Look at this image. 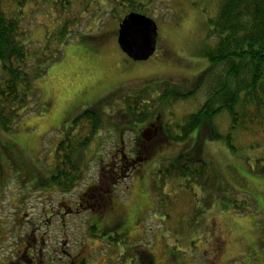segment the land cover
<instances>
[{
	"label": "rangeland",
	"instance_id": "rangeland-1",
	"mask_svg": "<svg viewBox=\"0 0 264 264\" xmlns=\"http://www.w3.org/2000/svg\"><path fill=\"white\" fill-rule=\"evenodd\" d=\"M55 1L33 0L24 8L25 44L35 60L45 61L37 64L31 58L43 107L26 114L10 132L0 128V264L18 259L23 264L25 251L37 264H42V252L43 264H79L82 258L91 260L87 264L116 263L120 251L107 241L115 232L139 241L129 256L143 248L157 264H264V175L254 172L264 166L261 131L240 133L236 153L225 142L211 140L207 130L200 141L207 171L202 184L186 186L184 179L162 172L180 155L195 160L192 164L198 161L194 146L201 128L179 142L148 145L149 157L136 160L129 174L121 171L118 177L109 171L112 159L122 158L125 165L133 159L142 133L156 140L145 130L154 111L162 113L160 122H180L205 103L196 81L208 63L197 53L220 0H141L140 14L158 25L156 53L144 62L130 59L118 44L119 25L129 11L125 0L88 1L87 7L76 0L64 14ZM66 20L69 33L63 34ZM159 84L162 91L165 86L181 89L183 99L153 106L147 120L128 129L125 97ZM86 110L102 113L103 125L74 157L83 178L64 195L43 181L59 161L58 144ZM222 117L217 125L225 133ZM115 126L122 130L117 144ZM99 183L103 206L78 209L83 194ZM94 225L97 237L90 232Z\"/></svg>",
	"mask_w": 264,
	"mask_h": 264
},
{
	"label": "trees",
	"instance_id": "trees-1",
	"mask_svg": "<svg viewBox=\"0 0 264 264\" xmlns=\"http://www.w3.org/2000/svg\"><path fill=\"white\" fill-rule=\"evenodd\" d=\"M31 1L33 0H0V128L4 132L16 129L19 121L26 114L41 112L43 107L38 100V91L34 87L35 80L31 75L32 59L35 58L30 54L31 50L25 44L22 32L24 8ZM74 1L76 0H56L55 5L59 7V12L64 14L72 9ZM88 1L97 0H78L86 7ZM141 2V0H125L126 9H129L125 15L140 14L145 7ZM69 23L70 21L66 20L63 34L69 33L66 28ZM210 25L206 43L197 53L198 57L208 63L207 67L197 75L196 81L202 86L203 89H200L205 94L203 106L198 112L184 117L180 122L168 123L159 121V116H162L159 111L151 114L152 108L164 102L173 105L183 99L185 92L181 89L180 91L175 87L165 86L162 91L160 83L156 90H143L139 91L137 96L125 97L122 114L131 120L127 128L130 129L131 125L138 123L142 124L151 114L152 119L154 118L153 122L148 121L145 130L151 133L149 134L153 139L156 136V140L151 141L145 137V133H142L138 136L139 145L136 148L137 152L133 151V159L127 165L121 162L122 158L112 159L115 165H110L112 168L110 172L116 173L118 177L121 171L129 174L132 172L130 166L138 164L139 161L136 160L141 161L149 157L148 145L179 142L187 139L194 130L201 128L200 140L194 146V151L198 150L195 151L198 161L192 164L195 160L180 155L178 159L169 161L168 167H164L165 171L162 172L166 178L184 179L185 182L187 181L186 186L190 181L202 184L207 171L201 156L203 145L200 141L205 140L207 130L211 134V140L225 142L228 148L236 153L239 150L234 146V141L240 133L264 134V0H220L218 13L210 20ZM56 61L57 59L50 60V62ZM35 62L40 64L45 61L37 59ZM120 98L119 96L117 100ZM101 115L102 113L98 111L86 110L73 120L70 131L65 136L66 140L56 148L55 153L59 159L57 167L55 166L50 177L43 181L44 184L50 183L55 191L64 195L71 193L78 185L83 178V168L78 166L74 157L88 146L100 130L103 125H101ZM222 116L227 121L225 133L221 132L217 125V119ZM116 127L114 135L117 136L115 137L117 144L122 136V130ZM112 130L110 127L109 134ZM116 130L120 131L118 135ZM111 154L115 155V153ZM254 172L264 175V166H261L260 170L254 169ZM101 185L99 183L95 187H90L81 197L77 208L103 206L104 192L98 189ZM112 187L116 188L117 185ZM107 196L111 198L113 195ZM172 204L170 202L167 205L172 207ZM90 232L93 237H97L98 231L95 225L91 227ZM112 234L107 238L108 244L119 249L120 253L118 261L110 264H128L127 261L129 264H157L152 255L143 248L139 251V255L129 256V249L133 247L134 241L123 233ZM134 243L139 241L135 240ZM87 260L82 258L79 264H87L91 261Z\"/></svg>",
	"mask_w": 264,
	"mask_h": 264
},
{
	"label": "water",
	"instance_id": "water-1",
	"mask_svg": "<svg viewBox=\"0 0 264 264\" xmlns=\"http://www.w3.org/2000/svg\"><path fill=\"white\" fill-rule=\"evenodd\" d=\"M118 44L123 53L138 62L154 56L158 44L157 23L142 14H128L119 25Z\"/></svg>",
	"mask_w": 264,
	"mask_h": 264
},
{
	"label": "flooded vegetation",
	"instance_id": "flooded-vegetation-1",
	"mask_svg": "<svg viewBox=\"0 0 264 264\" xmlns=\"http://www.w3.org/2000/svg\"><path fill=\"white\" fill-rule=\"evenodd\" d=\"M40 241H41V239H40ZM26 246H28L27 242L25 243V247ZM18 253H19V251H16L15 254L18 256ZM42 255H43V252H42ZM42 255L40 257H41V263L43 264L44 256H42ZM18 260H19L18 261L19 263H17V264H21L20 263L21 259H18ZM22 260L24 262L23 264H37L36 263L37 261L35 259L29 257V251H25V253H24L23 257H22Z\"/></svg>",
	"mask_w": 264,
	"mask_h": 264
}]
</instances>
